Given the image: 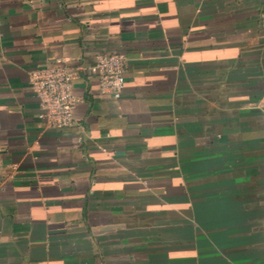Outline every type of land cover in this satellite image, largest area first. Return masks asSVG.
Listing matches in <instances>:
<instances>
[{
    "label": "crops",
    "instance_id": "crops-1",
    "mask_svg": "<svg viewBox=\"0 0 264 264\" xmlns=\"http://www.w3.org/2000/svg\"><path fill=\"white\" fill-rule=\"evenodd\" d=\"M110 52L47 127L28 72ZM0 264H264V0H0Z\"/></svg>",
    "mask_w": 264,
    "mask_h": 264
},
{
    "label": "built area",
    "instance_id": "built-area-1",
    "mask_svg": "<svg viewBox=\"0 0 264 264\" xmlns=\"http://www.w3.org/2000/svg\"><path fill=\"white\" fill-rule=\"evenodd\" d=\"M79 73L97 79L103 94L120 98L125 85V57L116 52L97 54L92 64L68 66L38 65L28 72V82L37 97L46 126L65 129L74 125L73 109L77 98L73 80Z\"/></svg>",
    "mask_w": 264,
    "mask_h": 264
}]
</instances>
